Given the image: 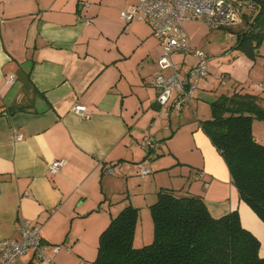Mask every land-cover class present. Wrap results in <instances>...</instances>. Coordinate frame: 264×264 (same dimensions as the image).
Returning <instances> with one entry per match:
<instances>
[{"label":"crops","instance_id":"crops-1","mask_svg":"<svg viewBox=\"0 0 264 264\" xmlns=\"http://www.w3.org/2000/svg\"><path fill=\"white\" fill-rule=\"evenodd\" d=\"M136 1L0 0V240L19 238L18 221L27 218L46 243L69 248L54 254L56 264H93L100 233L127 205L138 208L133 245L152 241L149 206L166 188L201 196L216 217L236 210L264 256V222L239 198L200 126L221 93L247 91L264 101V74L251 78L259 60L239 55L232 74L208 72L178 111L160 105L149 83L159 43L147 22L120 17ZM237 24L224 27L237 30L242 17ZM199 103L208 105L200 118ZM13 104L23 108L10 112ZM149 136L160 148L143 145ZM59 157L65 164L49 174L48 163ZM137 162L149 172L139 175ZM15 264L37 262L30 251Z\"/></svg>","mask_w":264,"mask_h":264},{"label":"trees","instance_id":"trees-1","mask_svg":"<svg viewBox=\"0 0 264 264\" xmlns=\"http://www.w3.org/2000/svg\"><path fill=\"white\" fill-rule=\"evenodd\" d=\"M244 8L251 11H242V27H221L235 34L232 48L253 60L264 43V0L245 2ZM208 104L210 115L200 126L224 159L239 198L264 221V142L252 131L253 121H264V101L234 90ZM22 108L13 104L9 110ZM149 211L150 243L133 245L138 208L127 205L100 233L93 264H264L259 239L241 224L236 210L216 217L201 196L161 188Z\"/></svg>","mask_w":264,"mask_h":264},{"label":"built area","instance_id":"built-area-1","mask_svg":"<svg viewBox=\"0 0 264 264\" xmlns=\"http://www.w3.org/2000/svg\"><path fill=\"white\" fill-rule=\"evenodd\" d=\"M251 0H137L135 3L120 11V17L125 22L134 19L147 22L153 36L160 46V55L157 60L159 69L150 78V85L156 89V101L163 106L180 110L190 104L199 82L207 75V67L212 58L202 49H192L184 23L198 21L212 27L232 25L241 19L244 3ZM88 22L89 20L86 19ZM182 53L181 62H175L172 56ZM191 53L194 63L187 68L185 54ZM167 71V73H165ZM14 75L11 74L7 82L11 83ZM74 110L87 116L86 108L76 104ZM143 145L157 150L160 143L145 139ZM63 157L55 158L47 165L49 174L58 172L65 164ZM139 175L149 172L143 162H137ZM112 173L111 167L107 168ZM19 238L7 237L0 240V264H15L18 257L32 251L37 264H56L54 254L62 248L61 244H48L41 236L39 226L32 224L29 219L21 218L17 224Z\"/></svg>","mask_w":264,"mask_h":264},{"label":"rangeland","instance_id":"rangeland-1","mask_svg":"<svg viewBox=\"0 0 264 264\" xmlns=\"http://www.w3.org/2000/svg\"><path fill=\"white\" fill-rule=\"evenodd\" d=\"M234 24V28H237L238 25H240L237 24V22H235ZM184 28L188 35H190L189 37L191 38L193 45L197 46V49H202L206 54L212 57L208 63V68L210 67V70H208V72H210L211 75H214L215 73H218L220 71H227L228 73L232 74V70H234L233 67L235 66L234 61L239 55L242 56V60L250 59L244 53H238L236 49L232 48L236 38L235 34L229 30H225L224 27H212L203 22L187 21L184 23ZM259 50L260 53L264 54V48H262L261 45ZM226 53H228V55H226ZM182 55V53H176L172 56V59L175 62L180 63L183 57ZM185 56L186 62L194 63V58L191 53L185 54ZM255 58L256 60H259V65L258 67H255V69L251 73V78L255 81H258L257 76L259 74H264V58H261L258 55ZM200 83L201 81L199 82V84ZM224 88L225 87H222V89ZM199 104L202 105H198L195 114L198 118L202 117L201 115H203V113L208 112L207 104ZM253 136L255 137V139L264 142V121L255 120ZM145 139H150L154 142L161 143V141H157L156 139L154 140V138L151 136Z\"/></svg>","mask_w":264,"mask_h":264}]
</instances>
